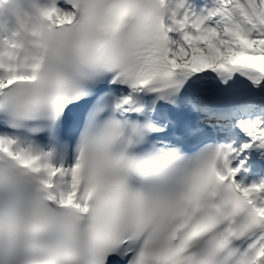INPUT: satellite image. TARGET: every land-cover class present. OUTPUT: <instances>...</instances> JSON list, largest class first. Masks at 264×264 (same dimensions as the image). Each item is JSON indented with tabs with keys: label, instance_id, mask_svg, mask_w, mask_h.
Instances as JSON below:
<instances>
[{
	"label": "snow or ice",
	"instance_id": "snow-or-ice-1",
	"mask_svg": "<svg viewBox=\"0 0 264 264\" xmlns=\"http://www.w3.org/2000/svg\"><path fill=\"white\" fill-rule=\"evenodd\" d=\"M261 169L264 0H0V264H264Z\"/></svg>",
	"mask_w": 264,
	"mask_h": 264
}]
</instances>
